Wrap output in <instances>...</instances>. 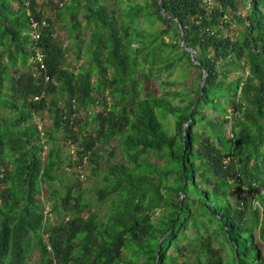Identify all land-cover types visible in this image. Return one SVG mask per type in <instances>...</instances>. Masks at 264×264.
<instances>
[{
    "label": "trees",
    "instance_id": "obj_1",
    "mask_svg": "<svg viewBox=\"0 0 264 264\" xmlns=\"http://www.w3.org/2000/svg\"><path fill=\"white\" fill-rule=\"evenodd\" d=\"M58 1L0 0V264H264V0Z\"/></svg>",
    "mask_w": 264,
    "mask_h": 264
},
{
    "label": "rangeland",
    "instance_id": "obj_2",
    "mask_svg": "<svg viewBox=\"0 0 264 264\" xmlns=\"http://www.w3.org/2000/svg\"><path fill=\"white\" fill-rule=\"evenodd\" d=\"M57 2H59L58 0H56ZM67 0H64L63 2H66ZM51 13V12H50ZM49 13V14H50ZM57 33L59 38H63L64 42H67L68 44V40H67V36H66V30L63 27V25H57ZM86 61L85 58H83L82 60L78 61L77 58L75 57H71L69 59V62L73 65V67L79 66L81 64H83ZM46 116V115H45ZM47 119V118H46ZM37 122L41 125L46 127L49 123L48 120H41L39 121L37 119ZM48 148V146L46 147V149ZM97 150L103 154H105L108 157V149L105 147H101L98 146ZM73 151V150H72ZM72 152H70V148L67 147L64 149V157L66 158V162L63 164L62 169H61V180H64L63 184H74L76 182L77 179H79V182L81 183L83 188L87 189L86 192V196H87V200L88 202L92 205L93 210H97V212L99 214H101L102 216H106L107 212H108V207L107 206H102L99 202L96 201V197H95V193L96 191L100 188L101 186V179L100 178H95L92 175L91 172V166L86 167L85 169L79 170V171H71V169L69 168V158H70V154ZM56 185L58 187H61V183L57 182ZM76 191V190H75ZM47 210H49V208H47ZM86 215H88V213H85ZM39 254L35 253V260H37L39 257Z\"/></svg>",
    "mask_w": 264,
    "mask_h": 264
},
{
    "label": "built area",
    "instance_id": "obj_3",
    "mask_svg": "<svg viewBox=\"0 0 264 264\" xmlns=\"http://www.w3.org/2000/svg\"><path fill=\"white\" fill-rule=\"evenodd\" d=\"M207 3L209 4V5H212V2H211V0H207ZM47 25V21L46 20H44L41 24L40 23H38V22H33V28H34V32H33V38L37 41V40H39L40 39V33L38 32V28H39V26H46ZM36 61L38 62V63H40L41 64V66H42V68H44V56H43V54L40 52V51H38L37 50V53H36Z\"/></svg>",
    "mask_w": 264,
    "mask_h": 264
},
{
    "label": "water",
    "instance_id": "obj_4",
    "mask_svg": "<svg viewBox=\"0 0 264 264\" xmlns=\"http://www.w3.org/2000/svg\"><path fill=\"white\" fill-rule=\"evenodd\" d=\"M159 2L161 4V6H162L163 13L165 14V5H164V2H163V0H159ZM181 46L185 50H187L188 52H190V54H191V56H192L193 59L195 58V52L192 49L186 47V45H185L184 33L183 32H182V36H181ZM206 78H207V75L204 76V80L202 81V84H201L202 94H203V87H204V82H205V79Z\"/></svg>",
    "mask_w": 264,
    "mask_h": 264
}]
</instances>
